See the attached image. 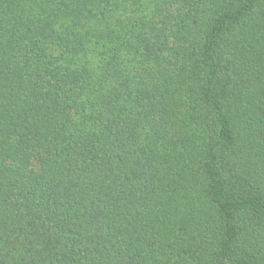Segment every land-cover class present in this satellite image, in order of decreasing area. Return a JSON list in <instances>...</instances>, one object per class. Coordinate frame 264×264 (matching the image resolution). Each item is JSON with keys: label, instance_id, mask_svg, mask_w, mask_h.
I'll return each instance as SVG.
<instances>
[{"label": "trees", "instance_id": "1", "mask_svg": "<svg viewBox=\"0 0 264 264\" xmlns=\"http://www.w3.org/2000/svg\"><path fill=\"white\" fill-rule=\"evenodd\" d=\"M0 264H264V0H0Z\"/></svg>", "mask_w": 264, "mask_h": 264}]
</instances>
